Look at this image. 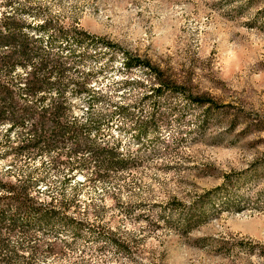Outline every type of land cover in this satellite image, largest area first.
Listing matches in <instances>:
<instances>
[{
  "label": "rangeland",
  "instance_id": "rangeland-1",
  "mask_svg": "<svg viewBox=\"0 0 264 264\" xmlns=\"http://www.w3.org/2000/svg\"><path fill=\"white\" fill-rule=\"evenodd\" d=\"M21 1L39 22L103 36L215 106L158 90L120 53L88 46L69 59L62 124L90 123L81 140L94 154L40 125L38 200L57 210L13 234L8 263L264 264V0Z\"/></svg>",
  "mask_w": 264,
  "mask_h": 264
},
{
  "label": "trees",
  "instance_id": "trees-1",
  "mask_svg": "<svg viewBox=\"0 0 264 264\" xmlns=\"http://www.w3.org/2000/svg\"><path fill=\"white\" fill-rule=\"evenodd\" d=\"M55 41H66V44L55 49ZM88 46L95 48L100 56L122 54L124 68L147 70L157 79L158 90L181 91L192 103L215 106L208 95L187 92L177 81L163 78L161 68L150 60L121 48L117 50L118 45L103 36L78 27H52L48 20L39 22L38 10L33 6L21 0H0V163L12 159L10 168L0 169V264H9L8 260L18 253L17 247L11 245L14 233L26 232L30 222L38 218V212L46 214L57 210L52 201L48 203L50 206L38 200V176L34 174L38 170L40 125L49 123L48 131L57 135L68 132L76 147L85 143L86 149L94 151L93 143L81 140L83 134L85 139L91 137L90 123L79 124L73 114L72 126L66 128L62 124L63 105H70L72 101L59 86L64 70L71 67L69 59L76 61ZM53 86H57V95L52 92ZM97 93L94 91L95 96ZM47 99L49 102L38 110V102ZM114 149L106 144L101 147L117 156L118 168L127 167L126 157L119 149ZM75 165L80 167V164ZM6 176H13L15 180H7ZM245 243L251 250L257 246L253 242ZM258 245L264 255V245Z\"/></svg>",
  "mask_w": 264,
  "mask_h": 264
}]
</instances>
